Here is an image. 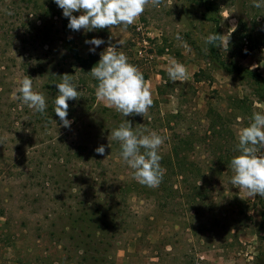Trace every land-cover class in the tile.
I'll return each instance as SVG.
<instances>
[{
  "label": "rangeland",
  "instance_id": "obj_1",
  "mask_svg": "<svg viewBox=\"0 0 264 264\" xmlns=\"http://www.w3.org/2000/svg\"><path fill=\"white\" fill-rule=\"evenodd\" d=\"M213 1L221 59L251 73L207 56L214 28L193 0H162L132 25L92 31L69 29L54 0H0V264H264V197L231 183L238 131L264 114V6ZM241 34L250 50L231 56ZM92 38L104 40L94 53ZM110 42L150 87L144 117L99 100L91 69L69 50L98 62ZM172 59L187 69L183 82L168 77ZM64 74L80 94L68 101L70 127L54 111ZM26 75L45 96L42 114L13 99ZM125 119L164 138L158 187L138 183L108 141ZM84 213L93 221L82 231L71 222Z\"/></svg>",
  "mask_w": 264,
  "mask_h": 264
},
{
  "label": "clouds",
  "instance_id": "obj_2",
  "mask_svg": "<svg viewBox=\"0 0 264 264\" xmlns=\"http://www.w3.org/2000/svg\"><path fill=\"white\" fill-rule=\"evenodd\" d=\"M63 10V16L68 18V28L73 31L100 30L105 28L125 27L132 25L144 13L146 6L151 4L159 7L162 0H54ZM254 7L264 6L259 0H254ZM74 12L81 13L79 16ZM179 38V37H178ZM221 35L215 33L205 38V43L218 46ZM86 44L95 48L104 43L103 39L92 38ZM119 47L121 41L117 42ZM117 44L109 46L100 53L99 61L91 68L90 74L98 81L96 97L104 101L108 107L114 108L125 118L132 115L143 117L153 106L152 93L145 81L143 73L128 62L123 52H118ZM167 74L172 82H183L187 77V69L180 62L172 59L167 66ZM58 93L54 99V111L64 127H70L67 119L69 100L79 97L77 86L72 82V75L64 74L62 81L56 84ZM17 93L19 96H17ZM22 102L35 112L44 113L47 108L45 96L33 90L32 79L24 76L18 81V88L13 93V99ZM249 126L238 131L237 151L240 153L231 160L234 175L231 183L248 197H264V114L253 112ZM120 143V156L133 170V178L150 188L158 187L165 170L160 165L162 157L158 149L164 143V138L156 132L145 135L142 131H133L131 122L124 120L108 136L109 140ZM109 147V144H108ZM143 149V153H141ZM99 155L105 154V146L95 149Z\"/></svg>",
  "mask_w": 264,
  "mask_h": 264
},
{
  "label": "trees",
  "instance_id": "obj_3",
  "mask_svg": "<svg viewBox=\"0 0 264 264\" xmlns=\"http://www.w3.org/2000/svg\"><path fill=\"white\" fill-rule=\"evenodd\" d=\"M195 3H197L202 9V18L209 23L213 25V34L217 33L221 35L220 29H219V13L217 10V4L213 0H193ZM233 35H237L236 32L233 33ZM248 37V35L241 34L238 36V43L237 45H230L231 46V56H236V55H245L250 48L248 47V50H243V39ZM219 41L217 42L218 45ZM70 54L73 57V59L76 61V64L83 68V69H91L97 61L94 59L93 55H89L88 57H83L79 54L78 50L76 47H69ZM207 56L211 59V61L216 62L219 66L224 68L227 72H232V71H239V72H246L251 73L247 69H242L241 67L237 65H228L225 63L223 59H221L219 55V50L217 46L210 45L208 46V53ZM254 76H256L255 73H253ZM264 83V81H262ZM101 204V203H100ZM92 214V213H91ZM93 221L92 217L90 216V213H84L83 215H80L77 219L73 220L71 223L75 227H79L80 230L84 231L87 226H89V222ZM81 234V232L79 233ZM77 238H80L79 236Z\"/></svg>",
  "mask_w": 264,
  "mask_h": 264
},
{
  "label": "built area",
  "instance_id": "obj_4",
  "mask_svg": "<svg viewBox=\"0 0 264 264\" xmlns=\"http://www.w3.org/2000/svg\"><path fill=\"white\" fill-rule=\"evenodd\" d=\"M139 54H142V51L141 50H139Z\"/></svg>",
  "mask_w": 264,
  "mask_h": 264
}]
</instances>
